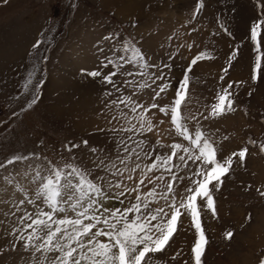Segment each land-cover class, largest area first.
Returning a JSON list of instances; mask_svg holds the SVG:
<instances>
[{
    "label": "rangeland",
    "instance_id": "374dc122",
    "mask_svg": "<svg viewBox=\"0 0 264 264\" xmlns=\"http://www.w3.org/2000/svg\"><path fill=\"white\" fill-rule=\"evenodd\" d=\"M200 3L0 0V164L14 156L35 154L54 164L61 157L66 161L74 156L81 168L91 171L93 179L105 176L96 164L115 159L121 151V138L129 135L113 130L124 122L112 119L118 110L111 102L131 97L145 108L153 103L170 105L188 75V98L182 112L185 117L196 118L185 121L189 129L194 132L199 127L207 134L218 148L220 160L248 148L246 159L241 162L235 157L232 169L221 178L219 190L212 191L216 217L210 210L201 209L208 239L202 264H260L264 258V152L259 149L264 143V25L259 52L251 39V28L264 20V0H202L203 7L197 13ZM73 4L76 7H71ZM38 41H43L39 49L33 48ZM131 45L140 49L144 61L132 64L121 59L131 55L124 52ZM200 53L211 58L192 65V59ZM91 71H99L101 76L85 74ZM112 72L116 75L110 84L104 77ZM160 75L163 81L157 78ZM165 82L170 87L157 98L158 86ZM228 84L233 85L228 91L235 111L205 119ZM119 107L128 111L123 104ZM149 116L158 127L136 137L145 141V151L152 150L153 156L170 153L169 147H159L158 140L166 146L188 144L176 134L170 116L158 109H152ZM250 140H255L256 146ZM70 144L80 147L69 153L65 146ZM41 162L29 159L0 168V264H37L42 258L40 252L25 249L19 232L11 234L24 228L18 218L25 211H35L19 189H25L28 197L34 196L36 186L30 183L29 169ZM192 171L195 166L189 161V168L179 175H191ZM135 175L138 177L139 171ZM165 175L163 183L170 179ZM124 183L134 185V181ZM189 183L187 179L178 182L177 193ZM151 187L146 182L143 190ZM117 192L113 189L109 200H104L107 203L103 201L109 210L123 208L128 202L127 197L117 198ZM21 200L25 201L22 205ZM181 221L170 247L149 254L152 264H195L192 248L198 236L190 216H182ZM229 231L234 233L231 240L225 237Z\"/></svg>",
    "mask_w": 264,
    "mask_h": 264
},
{
    "label": "snow or ice",
    "instance_id": "6c2138e0",
    "mask_svg": "<svg viewBox=\"0 0 264 264\" xmlns=\"http://www.w3.org/2000/svg\"><path fill=\"white\" fill-rule=\"evenodd\" d=\"M202 7L201 0L196 12L199 13ZM261 25H264V20L254 23L251 28V39L256 42L257 52L260 51ZM224 31L227 32V29ZM42 43L43 41H38L33 48L39 49ZM124 52L131 53L127 58L121 57L125 63L137 64L145 60L143 53L135 45L126 47ZM206 58L211 57L207 53H200L192 59L191 64L195 65ZM259 60L260 56H257V69L260 68ZM188 71L190 72L191 68ZM224 71L227 72V68ZM85 74L90 77L101 76L99 71ZM115 75L116 73L112 72L104 79L112 84V77ZM157 78L164 80L163 75ZM31 82L30 78L28 83ZM189 83L190 78L185 75L170 105L160 106L153 103L145 108L131 97H119L111 102L118 110L112 119L124 122L119 129L113 130L129 135L127 138H121V151L115 159L107 163L100 160L96 164L97 168L105 172V176L93 179L91 171L81 168L75 162L74 156H69L66 161L61 157V161L55 164L47 157L41 158L35 154L14 156L8 159L6 164H0V168H4L17 161L42 160L40 164L29 169L32 173L30 183L36 186L34 196L28 197L25 189H19L25 192L27 202L35 211H25L24 215L18 218L24 228H17L11 233H20L18 239L25 241L23 246L26 250L31 248L34 252L41 253L42 258L37 264H152L153 256L149 254L162 253L170 247L177 226L182 223L181 217L185 215L190 216L198 236L192 248L195 264H202L208 239L202 226L201 209L210 210L212 216L216 217L212 191L219 190V185L223 182L221 178L230 172L235 157L241 162L246 159L248 148L245 147L238 153L220 160L218 148L207 134L199 127L194 132L189 129L185 121L196 119L185 117L182 112V106L188 98ZM25 87L27 88V85ZM36 87H39V82ZM169 87L166 82L159 85L155 96L160 97ZM232 87V84H228L223 93L218 95V102L211 106L209 116H205V119L235 111L234 100L230 98L232 93L228 91ZM35 102L34 99L31 103ZM121 104L128 109L127 112L120 109ZM152 109H158L165 116H170L176 134L188 144L173 143L166 146L158 140L156 143L159 147H169L170 153H156L153 156L152 150L145 151V141L136 137L153 132L158 127L149 116ZM159 123L162 124L163 121ZM83 143L87 145L88 142ZM249 143L256 146L257 142L250 140ZM79 147L80 145L70 144L65 146V150L71 153L74 148ZM259 149L264 152V143L259 145ZM92 151L95 152L96 149ZM143 160H149L151 163H140ZM189 161L195 166V171H192L191 175L180 176L179 171L189 168ZM173 169L179 171L174 172ZM137 171L138 177L135 175ZM155 172L160 174L153 176ZM165 174L170 176L167 183H163L167 179ZM109 175L116 178L115 181L109 179ZM185 179L190 183L181 193H177L178 182L182 183ZM125 180L134 181V185L130 187L124 183ZM146 182L152 187L144 191ZM113 189L118 190L117 198L127 197L128 202L123 208L109 210L104 206L103 201ZM261 195L264 196V192ZM24 202L21 200L20 204ZM121 203L124 201L121 200ZM27 221L30 223H26ZM28 229L32 231L28 232ZM233 235L231 231L225 233L228 240H231ZM49 253L57 255L49 257ZM260 264H264V258L260 260Z\"/></svg>",
    "mask_w": 264,
    "mask_h": 264
},
{
    "label": "bare ground",
    "instance_id": "6f19581e",
    "mask_svg": "<svg viewBox=\"0 0 264 264\" xmlns=\"http://www.w3.org/2000/svg\"><path fill=\"white\" fill-rule=\"evenodd\" d=\"M126 4V3H125ZM134 5V4H133ZM130 7V4H128L127 8ZM163 132L166 131L165 129H161Z\"/></svg>",
    "mask_w": 264,
    "mask_h": 264
}]
</instances>
